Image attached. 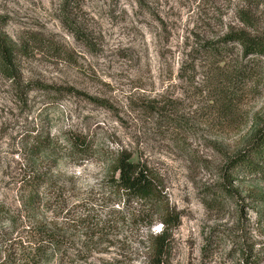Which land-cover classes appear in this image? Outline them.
I'll use <instances>...</instances> for the list:
<instances>
[{"label": "rangeland", "instance_id": "374dc122", "mask_svg": "<svg viewBox=\"0 0 264 264\" xmlns=\"http://www.w3.org/2000/svg\"><path fill=\"white\" fill-rule=\"evenodd\" d=\"M62 4L0 0V39L30 46L15 75L0 67V264H26L48 229L64 247L47 264H153L160 222L78 224L132 210L102 187L122 149L181 213L163 264H264V162L250 175L233 160L264 130V54L222 40L264 37V0H72L81 39ZM249 7L256 30L239 17ZM38 175L48 183L31 189Z\"/></svg>", "mask_w": 264, "mask_h": 264}, {"label": "trees", "instance_id": "16d2710c", "mask_svg": "<svg viewBox=\"0 0 264 264\" xmlns=\"http://www.w3.org/2000/svg\"><path fill=\"white\" fill-rule=\"evenodd\" d=\"M72 5V0H63L61 17L65 25L81 39L79 31L73 23V18H71ZM255 14L251 7L239 10L240 19L253 30H256L258 23ZM222 40L238 41L246 55L264 54L263 36H255L247 31H238L227 34ZM29 47L28 42H24L21 47H18L12 45L5 38L0 39V67L5 75H15L13 59L16 51L20 50L21 53H26ZM220 48L218 41H212L208 43L207 49L212 54H219ZM75 142H72V146L73 143L76 144ZM53 143L51 139L37 141V145L44 148ZM80 144L85 146V141ZM135 160L133 153L128 149L119 150L112 174L102 184L105 193L117 200H124L125 203L131 205L132 210L127 212L112 209L106 214H96V216L90 215V210H87L84 211L83 216L79 217L78 224L84 228L97 227L98 233L104 235L105 230L116 227L122 220H131L139 226L144 225L150 231L160 222V231L151 232L148 240L151 242L153 264H163L169 250L170 238L173 231L181 224L182 216L176 208L170 205L163 179L153 172L146 163ZM233 160H236L234 167L242 168L246 174L253 175L262 172L263 166H260V163L264 162V130L258 134L250 146L234 156ZM29 183L31 189H37L48 183V180L38 175L31 178ZM5 214H9V209L0 203V216ZM90 218H92L90 220L92 225L89 221ZM59 236L51 229L46 230L39 237H42L40 241L34 242L28 252L24 254L23 259L26 264H47L58 251L62 252L64 244Z\"/></svg>", "mask_w": 264, "mask_h": 264}]
</instances>
